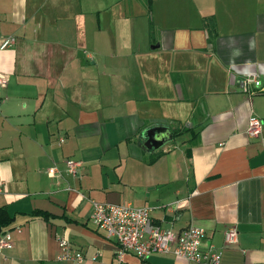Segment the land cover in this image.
Listing matches in <instances>:
<instances>
[{
    "label": "crops",
    "instance_id": "obj_1",
    "mask_svg": "<svg viewBox=\"0 0 264 264\" xmlns=\"http://www.w3.org/2000/svg\"><path fill=\"white\" fill-rule=\"evenodd\" d=\"M143 3L149 26L138 0H0V207L12 217L0 264L114 263L90 200L148 207L176 232L201 227L219 264H264V94L240 88L252 72L264 87V0ZM155 123L180 129L183 147H140ZM57 237L83 260L57 261ZM121 264L192 263L126 252Z\"/></svg>",
    "mask_w": 264,
    "mask_h": 264
},
{
    "label": "built area",
    "instance_id": "obj_2",
    "mask_svg": "<svg viewBox=\"0 0 264 264\" xmlns=\"http://www.w3.org/2000/svg\"><path fill=\"white\" fill-rule=\"evenodd\" d=\"M8 44L14 42L13 37L7 39ZM7 76L0 74V87H5ZM241 90L251 96L264 90L259 75L252 72L244 75L240 81ZM262 121L254 116L248 119L245 133L248 137L257 138L261 132ZM80 163L74 160H65V171L71 177L79 178ZM50 177H55L59 171L55 167L47 170ZM70 190V188L68 187ZM90 218L101 229L106 239L113 240L117 245L115 261L112 264H121L123 255L132 252L142 259L151 253L172 255L183 258L192 264H219L220 253L212 246L202 249V241L205 233L201 227L189 225L181 231L164 229L156 223L148 207H134L129 203L112 204L100 203L90 200ZM19 231V229H18ZM59 253L57 261L80 263L83 255L74 251L70 243L57 237ZM226 244H234L237 241V229L229 226L224 231ZM12 246V238L8 231L0 232V254L3 250Z\"/></svg>",
    "mask_w": 264,
    "mask_h": 264
},
{
    "label": "water",
    "instance_id": "obj_3",
    "mask_svg": "<svg viewBox=\"0 0 264 264\" xmlns=\"http://www.w3.org/2000/svg\"><path fill=\"white\" fill-rule=\"evenodd\" d=\"M173 139L171 129L163 123H155L140 136L139 146L155 152Z\"/></svg>",
    "mask_w": 264,
    "mask_h": 264
},
{
    "label": "rangeland",
    "instance_id": "obj_4",
    "mask_svg": "<svg viewBox=\"0 0 264 264\" xmlns=\"http://www.w3.org/2000/svg\"><path fill=\"white\" fill-rule=\"evenodd\" d=\"M143 1L144 0H138V3H139V8H138V12H140V11H142V12H144V14H139L138 13V15H137V17H136V19H137V23L138 24H140V23H143V25H148L149 26V24H150V21H152L153 22V20H152V16H150V13H149V11L148 10H146V8H145V4L143 3ZM151 5H152V0H151ZM157 5H158V3H157V1L155 2V7H157ZM96 6V5H95ZM89 8H92L91 6L90 7H88V9ZM121 10H123L122 9V6H121V8H120ZM118 11H120L119 10V8L117 7V6H112V7H110V9H108L107 10V12H106V15H108V14H110V13H113V12H118ZM150 11H152V9L150 10ZM151 17V19H149ZM151 22V23H152ZM154 24V23H153ZM184 125V124H183ZM185 139V138H187V136L185 135V134H183V135H181L179 138H174V140H173V144L176 146V148H178L179 147V149L180 148H182L183 147V144H182V140L181 139ZM170 143V142H169Z\"/></svg>",
    "mask_w": 264,
    "mask_h": 264
},
{
    "label": "trees",
    "instance_id": "obj_5",
    "mask_svg": "<svg viewBox=\"0 0 264 264\" xmlns=\"http://www.w3.org/2000/svg\"><path fill=\"white\" fill-rule=\"evenodd\" d=\"M146 2V6L148 7V9L151 8V0H145ZM208 33H209V37L212 38L214 36V32L213 30L209 29L208 30ZM261 94H264V90L261 92ZM185 130L187 128H184ZM181 133V130L180 129H173L172 130V136L173 138L179 136V134ZM161 153V152H160ZM35 215H41L42 217H44L45 219H47V215L45 213H42L40 211H35L33 212ZM12 221V217H10L7 213V210L5 207H0V232H1V229L8 225L10 222Z\"/></svg>",
    "mask_w": 264,
    "mask_h": 264
}]
</instances>
